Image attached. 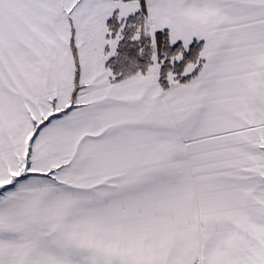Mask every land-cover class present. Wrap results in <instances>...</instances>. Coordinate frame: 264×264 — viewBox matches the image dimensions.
I'll use <instances>...</instances> for the list:
<instances>
[{"label":"snow or ice","instance_id":"obj_1","mask_svg":"<svg viewBox=\"0 0 264 264\" xmlns=\"http://www.w3.org/2000/svg\"><path fill=\"white\" fill-rule=\"evenodd\" d=\"M0 264H264V0H0Z\"/></svg>","mask_w":264,"mask_h":264}]
</instances>
